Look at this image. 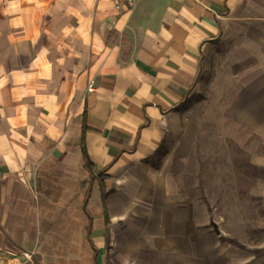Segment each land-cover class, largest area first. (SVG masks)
Listing matches in <instances>:
<instances>
[{
    "label": "crops",
    "instance_id": "crops-1",
    "mask_svg": "<svg viewBox=\"0 0 264 264\" xmlns=\"http://www.w3.org/2000/svg\"><path fill=\"white\" fill-rule=\"evenodd\" d=\"M24 253L264 264V0H0V263Z\"/></svg>",
    "mask_w": 264,
    "mask_h": 264
},
{
    "label": "built area",
    "instance_id": "built-area-1",
    "mask_svg": "<svg viewBox=\"0 0 264 264\" xmlns=\"http://www.w3.org/2000/svg\"><path fill=\"white\" fill-rule=\"evenodd\" d=\"M113 2H114V7L117 10H122V9L132 10L135 8L138 0H113ZM93 88H94L93 84L92 83L89 84L88 90L91 91ZM23 256H24V260L19 261L15 264H25L26 261H30L32 259V253H24Z\"/></svg>",
    "mask_w": 264,
    "mask_h": 264
}]
</instances>
